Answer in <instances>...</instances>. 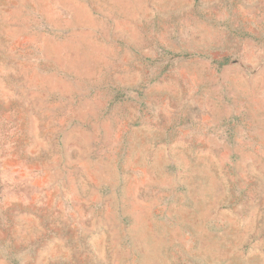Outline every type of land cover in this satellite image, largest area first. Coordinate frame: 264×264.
Masks as SVG:
<instances>
[{
	"label": "rangeland",
	"instance_id": "obj_1",
	"mask_svg": "<svg viewBox=\"0 0 264 264\" xmlns=\"http://www.w3.org/2000/svg\"><path fill=\"white\" fill-rule=\"evenodd\" d=\"M0 264H264V0H0Z\"/></svg>",
	"mask_w": 264,
	"mask_h": 264
}]
</instances>
